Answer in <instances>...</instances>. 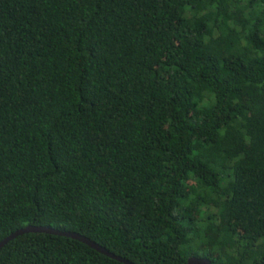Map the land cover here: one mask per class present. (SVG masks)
<instances>
[{"label":"trees","instance_id":"trees-1","mask_svg":"<svg viewBox=\"0 0 264 264\" xmlns=\"http://www.w3.org/2000/svg\"><path fill=\"white\" fill-rule=\"evenodd\" d=\"M27 226L264 264V0H0V242ZM0 264L124 263L29 233Z\"/></svg>","mask_w":264,"mask_h":264},{"label":"water","instance_id":"water-1","mask_svg":"<svg viewBox=\"0 0 264 264\" xmlns=\"http://www.w3.org/2000/svg\"><path fill=\"white\" fill-rule=\"evenodd\" d=\"M29 233H44V234H50V235H56V236H62V237H67V238H72L74 240H77L79 242H82L92 249L108 256L111 259H114L116 261H119L124 264H135L133 262H130L129 260L117 256L116 254L110 252L107 250L105 247L99 245L95 241L91 240L90 238L81 235L76 232H67V231H61L58 229H54L51 227H42V226H27L25 228H22L13 234L9 235L7 238H5L2 242H0V251L8 245L11 241L17 239L18 237L29 234ZM187 264H213V262L209 258H197V257H192L188 260Z\"/></svg>","mask_w":264,"mask_h":264}]
</instances>
